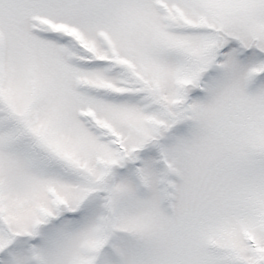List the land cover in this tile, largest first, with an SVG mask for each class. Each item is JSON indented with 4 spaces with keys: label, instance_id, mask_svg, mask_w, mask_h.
Masks as SVG:
<instances>
[{
    "label": "snow or ice",
    "instance_id": "6c2138e0",
    "mask_svg": "<svg viewBox=\"0 0 264 264\" xmlns=\"http://www.w3.org/2000/svg\"><path fill=\"white\" fill-rule=\"evenodd\" d=\"M0 264H264V0H0Z\"/></svg>",
    "mask_w": 264,
    "mask_h": 264
}]
</instances>
